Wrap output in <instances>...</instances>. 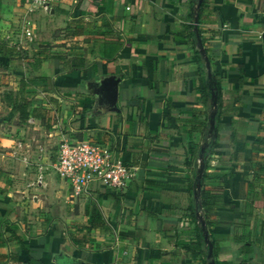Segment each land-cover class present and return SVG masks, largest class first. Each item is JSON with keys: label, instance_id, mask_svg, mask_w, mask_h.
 Returning a JSON list of instances; mask_svg holds the SVG:
<instances>
[{"label": "crops", "instance_id": "crops-1", "mask_svg": "<svg viewBox=\"0 0 264 264\" xmlns=\"http://www.w3.org/2000/svg\"><path fill=\"white\" fill-rule=\"evenodd\" d=\"M263 34L264 0H0V264H264ZM66 138L128 188L72 198Z\"/></svg>", "mask_w": 264, "mask_h": 264}, {"label": "built area", "instance_id": "built-area-1", "mask_svg": "<svg viewBox=\"0 0 264 264\" xmlns=\"http://www.w3.org/2000/svg\"><path fill=\"white\" fill-rule=\"evenodd\" d=\"M32 7L46 11L58 0H28ZM54 174L68 184L70 196L78 198L88 193L89 185L98 181L109 189L124 191L134 177L130 167L109 145L86 139H62L55 150L50 164ZM43 170L37 182H42Z\"/></svg>", "mask_w": 264, "mask_h": 264}, {"label": "trees", "instance_id": "trees-1", "mask_svg": "<svg viewBox=\"0 0 264 264\" xmlns=\"http://www.w3.org/2000/svg\"><path fill=\"white\" fill-rule=\"evenodd\" d=\"M17 102L19 103V105H23V101L21 102L19 100ZM257 144H258L257 147L264 145L262 144V142L257 143ZM253 148L255 147H252V149ZM218 196H219L218 193L202 190L201 202L203 206V211H205L206 214L214 207V203H215L214 201L217 200Z\"/></svg>", "mask_w": 264, "mask_h": 264}, {"label": "water", "instance_id": "water-1", "mask_svg": "<svg viewBox=\"0 0 264 264\" xmlns=\"http://www.w3.org/2000/svg\"><path fill=\"white\" fill-rule=\"evenodd\" d=\"M263 42H264V34H263ZM117 92H118V80L117 78L112 77L110 80V86L108 87V93L106 95V99L109 103L114 104L117 100Z\"/></svg>", "mask_w": 264, "mask_h": 264}]
</instances>
